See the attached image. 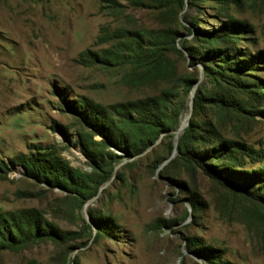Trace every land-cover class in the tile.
Returning a JSON list of instances; mask_svg holds the SVG:
<instances>
[{
    "label": "rangeland",
    "instance_id": "obj_1",
    "mask_svg": "<svg viewBox=\"0 0 264 264\" xmlns=\"http://www.w3.org/2000/svg\"><path fill=\"white\" fill-rule=\"evenodd\" d=\"M4 222L0 264H264V0H0Z\"/></svg>",
    "mask_w": 264,
    "mask_h": 264
},
{
    "label": "trees",
    "instance_id": "obj_2",
    "mask_svg": "<svg viewBox=\"0 0 264 264\" xmlns=\"http://www.w3.org/2000/svg\"><path fill=\"white\" fill-rule=\"evenodd\" d=\"M158 132H159V129L156 130L154 137L158 136ZM182 145H186V142L184 140L179 142V147H178L179 150L181 149ZM6 221H7V223L8 222H12L13 223V219L12 218H6ZM7 223L4 222L3 225L0 226V231H1V229H5V227L7 226ZM11 228H16V226L13 225V227H11ZM0 240H1V242H5V240H6L5 238H3L1 236V233H0Z\"/></svg>",
    "mask_w": 264,
    "mask_h": 264
},
{
    "label": "bare ground",
    "instance_id": "obj_3",
    "mask_svg": "<svg viewBox=\"0 0 264 264\" xmlns=\"http://www.w3.org/2000/svg\"><path fill=\"white\" fill-rule=\"evenodd\" d=\"M185 123H186V119H183L182 122H181L180 128H183Z\"/></svg>",
    "mask_w": 264,
    "mask_h": 264
}]
</instances>
